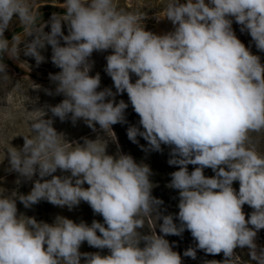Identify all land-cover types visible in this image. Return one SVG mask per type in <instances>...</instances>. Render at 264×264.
I'll use <instances>...</instances> for the list:
<instances>
[{
    "label": "clouds",
    "instance_id": "9594fccd",
    "mask_svg": "<svg viewBox=\"0 0 264 264\" xmlns=\"http://www.w3.org/2000/svg\"><path fill=\"white\" fill-rule=\"evenodd\" d=\"M64 9L63 15L52 14L45 33L46 25H37L38 13L27 0H0V78L9 79L3 57L18 60L20 44L31 36L23 54L39 65L45 60L40 49L51 45V61L61 69L50 74L56 94L65 97L49 106L54 117L64 121L71 114L73 123L83 119L93 130L99 124L112 132V125L125 121L128 107L123 100L116 103L115 95L126 92L144 129L129 127V140L136 143L139 135L155 151L161 144L174 146L168 162L180 168L171 173L168 186L179 190L180 224L171 214H159L163 201L152 196L148 165L120 152L107 154V142L99 137L84 138L83 145L68 150L73 144L37 109L41 115L30 121L31 135H22L23 147L6 148L9 171L28 180L38 172L41 178L19 201L25 208L46 200L69 209L84 201L104 222L93 220L89 226L62 216L52 224L38 222L18 215L16 192L0 195V264H81L82 257L84 264H182L164 237L185 230L197 242L185 257L195 259L199 249L223 253V261L205 264H239L234 250L246 247L248 264H264V247L258 250L255 242L264 229V155L251 139L252 133L264 132V65L236 37L228 18L234 17L264 51V0H167L164 18L175 28L163 35L141 27L145 13L125 11L114 0H65ZM14 18L25 36L14 33L10 41L4 33ZM108 49L113 52L106 57L105 72L116 93L97 91L101 77L89 75L93 63L88 58ZM130 74L138 77L134 83ZM20 88L17 81L15 89ZM189 164L198 167L189 173ZM204 168L215 175L206 177ZM58 169L71 175H53ZM47 176L51 179L43 180ZM245 204L253 209L247 219ZM153 215L162 219L163 235L155 228L141 234L144 218ZM85 241L110 254L81 253Z\"/></svg>",
    "mask_w": 264,
    "mask_h": 264
},
{
    "label": "rangeland",
    "instance_id": "374dc122",
    "mask_svg": "<svg viewBox=\"0 0 264 264\" xmlns=\"http://www.w3.org/2000/svg\"><path fill=\"white\" fill-rule=\"evenodd\" d=\"M32 7L33 11L38 13L37 25L40 26L43 23L44 32H50V18L52 15L47 16L49 10L38 11L43 6H55L62 10L58 15L65 14L64 2L65 0H27ZM117 6L125 11L127 8H132L135 12L145 13L146 17L141 20V27L144 26L145 30H154V34L163 35L168 32L174 31L175 26L170 20L164 18L165 5L167 0H114ZM180 3H186L187 0H179ZM208 3V0H205ZM232 22V29L236 37L245 45V47L253 55L260 57V63L264 65V51L257 49L255 42L248 31H241V25L235 22L234 17H228ZM62 32L64 35H68V25L62 21ZM14 33L19 34L22 39L25 36L23 26L14 18L10 27L5 31V38L11 41ZM33 37L29 36L25 38V41L20 44L21 52L18 60L9 59L6 55L3 57V62L7 65V72L9 75L8 80L0 78V195L8 196L13 192L17 193V209L18 215L23 214L26 217H34L38 222H47L49 224L54 223L57 216L66 217L73 220L75 223L84 222L91 226L93 220L103 223V217L99 214H95L87 202L81 201L78 206H74L69 209L67 206H55L46 200H41L39 203L32 205L29 208H25L19 201L18 196L20 194L27 195L30 193L34 186V182L41 179L38 175L33 176L31 180L21 177L19 173L15 171H9L10 168L9 158L7 153V147H15L20 149L23 147L24 139L22 135H31L30 124L31 120L36 119L41 115L37 109H43L46 112L44 119L51 118L53 120V127L59 134H63L65 140L73 145L68 146V150H72L76 143L83 145L84 138L90 140H96L98 137L104 139L107 142L106 153L109 155H116L117 152L122 154L131 155L135 162L144 163L151 169L152 175L150 181L153 183L152 196L163 201L158 207L159 214L173 215L174 223L178 226L180 221L177 218L179 208V190L170 188L168 185L171 182V173L178 171L179 165H170L169 160L172 159V148L174 146L161 144V150L155 151L150 148L147 141L141 136H137V142L133 143L127 136V130L129 127L135 126L143 131L144 129L140 125V117L135 113L129 97L126 92L123 94L115 95V102L118 103L123 100L128 104L125 110V121L123 123H117L112 125V132L109 130L107 133L102 130L99 124L95 125V130L88 127L83 119H78L75 123L71 120V114L64 121H61L58 117H54L49 110V106H55L59 104L65 97L63 94H56V82L50 79V74L55 75L61 71L56 67L52 61V48L51 45L46 44L45 48L40 49L41 55L45 57L44 62L37 65L34 57L25 56L23 54L24 43L30 42ZM60 39L61 46H65V42ZM113 50L108 49L104 51H94L89 57V61L93 63V67L89 73L91 76H95L99 73L101 77V83L97 91H102L105 88H110L113 93H116L113 81L111 77L105 72L106 57L112 54ZM131 75V82H135L138 77L135 74ZM20 81V90L15 89V83ZM37 87V88H36ZM52 94H47L48 92ZM112 99V98H108ZM31 111V112H30ZM252 143L255 146L260 147L264 152V132L252 133ZM121 144L123 148H121ZM179 158V157H177ZM198 165H187L189 173H191ZM203 174L206 177H213L215 173L211 168H204ZM53 175L56 176H70V172H63L57 170ZM51 179V176L44 177L43 180ZM20 181L17 183V181ZM41 180V182H43ZM233 188L237 191L239 189V182H233ZM84 188L89 187L86 183ZM155 215V214H154ZM145 217V226L143 229H139L141 234H150L151 230L155 228L158 235L160 233L159 226L162 224V219H157L155 216ZM106 226V225H105ZM100 235L99 232H97ZM170 243L173 251L178 252V246H184L192 241H195L191 233L185 230L182 235H168L164 237ZM258 245V250L264 247V241H261L259 237L255 240ZM141 247L144 246V242L141 241ZM46 247V246H45ZM79 251L81 253H96L101 255H109L110 251L105 249H97L91 247L85 241L81 244ZM248 251V249H247ZM182 264H188L191 261H187L183 255H181ZM81 264H84V258H81Z\"/></svg>",
    "mask_w": 264,
    "mask_h": 264
},
{
    "label": "trees",
    "instance_id": "16d2710c",
    "mask_svg": "<svg viewBox=\"0 0 264 264\" xmlns=\"http://www.w3.org/2000/svg\"><path fill=\"white\" fill-rule=\"evenodd\" d=\"M41 10H49L50 12H48L46 14L47 16H50L53 13H61L62 12V10L56 8L55 6H43V7H40L38 9V11H41ZM127 10L131 11V12H135L132 8H127ZM146 31H150V32L154 33V30H146ZM255 147H256V150L259 154L264 155V152L260 147H258V146H255ZM121 148H123L122 144H121ZM238 190H237V192H238ZM242 210L246 215V219L248 218V216L253 211V209L250 206H248L247 204H245L243 206ZM257 236L259 237V239L261 241H264V229L259 230L257 233ZM196 243H197L196 241H192L189 244H186L184 246H181V245L178 246V253L180 255H183V253L188 248H190V247L196 248ZM234 251H235L236 256L238 258L239 264H248V260L250 259V257L248 255V251H247L246 247L244 249L237 248ZM184 258H186L187 261H191L188 264H205L206 261H210V260H217V261H223L224 260L223 253L218 254V255H211V254H206L203 250H199V249L196 250V258L195 259H192L190 257H185V256H184ZM251 264H256V262L252 261Z\"/></svg>",
    "mask_w": 264,
    "mask_h": 264
}]
</instances>
